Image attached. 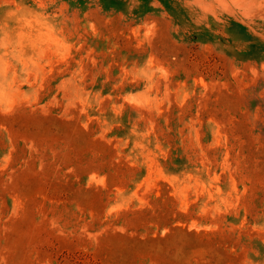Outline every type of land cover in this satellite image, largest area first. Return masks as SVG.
Here are the masks:
<instances>
[{
	"label": "rangeland",
	"instance_id": "obj_1",
	"mask_svg": "<svg viewBox=\"0 0 264 264\" xmlns=\"http://www.w3.org/2000/svg\"><path fill=\"white\" fill-rule=\"evenodd\" d=\"M0 264H264V0H0Z\"/></svg>",
	"mask_w": 264,
	"mask_h": 264
}]
</instances>
